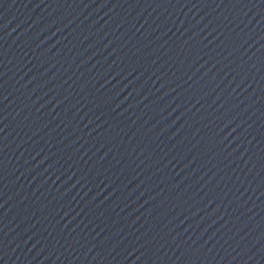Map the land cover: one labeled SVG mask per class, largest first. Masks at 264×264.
<instances>
[{
    "label": "water",
    "instance_id": "1",
    "mask_svg": "<svg viewBox=\"0 0 264 264\" xmlns=\"http://www.w3.org/2000/svg\"><path fill=\"white\" fill-rule=\"evenodd\" d=\"M264 257V0H0V264Z\"/></svg>",
    "mask_w": 264,
    "mask_h": 264
}]
</instances>
